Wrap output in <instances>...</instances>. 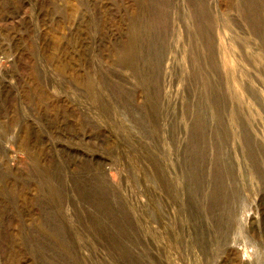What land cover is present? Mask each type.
Wrapping results in <instances>:
<instances>
[{
	"label": "rangeland",
	"instance_id": "obj_1",
	"mask_svg": "<svg viewBox=\"0 0 264 264\" xmlns=\"http://www.w3.org/2000/svg\"><path fill=\"white\" fill-rule=\"evenodd\" d=\"M0 264H264V0H0Z\"/></svg>",
	"mask_w": 264,
	"mask_h": 264
},
{
	"label": "bare ground",
	"instance_id": "obj_2",
	"mask_svg": "<svg viewBox=\"0 0 264 264\" xmlns=\"http://www.w3.org/2000/svg\"><path fill=\"white\" fill-rule=\"evenodd\" d=\"M92 77V76H91ZM149 78V77H148ZM146 82V81H145ZM91 83V82H90ZM94 98H95V96H94ZM125 105V104H124Z\"/></svg>",
	"mask_w": 264,
	"mask_h": 264
}]
</instances>
